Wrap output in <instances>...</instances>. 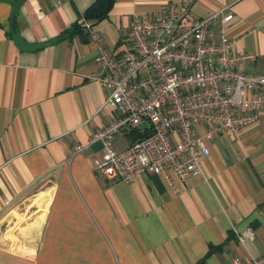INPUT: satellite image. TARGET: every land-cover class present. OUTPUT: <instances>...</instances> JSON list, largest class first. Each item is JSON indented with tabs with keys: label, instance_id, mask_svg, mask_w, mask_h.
I'll return each mask as SVG.
<instances>
[{
	"label": "crops",
	"instance_id": "crops-1",
	"mask_svg": "<svg viewBox=\"0 0 264 264\" xmlns=\"http://www.w3.org/2000/svg\"><path fill=\"white\" fill-rule=\"evenodd\" d=\"M94 0H0V264H230L264 255V114L237 132L206 138L210 154L186 180L100 173L91 132L115 110L98 71L95 41L66 33ZM168 0H115L96 22L108 48L127 36L135 11ZM228 5L233 53L264 73V0H194L191 16ZM15 14L16 26L12 20ZM124 131L112 146L131 143ZM84 148L77 151L75 146ZM255 229L245 244L237 231Z\"/></svg>",
	"mask_w": 264,
	"mask_h": 264
},
{
	"label": "built area",
	"instance_id": "built-area-1",
	"mask_svg": "<svg viewBox=\"0 0 264 264\" xmlns=\"http://www.w3.org/2000/svg\"><path fill=\"white\" fill-rule=\"evenodd\" d=\"M193 1L168 0L154 14L135 11L124 42L114 50L94 21L79 19L98 48L99 70L88 76L109 89L106 103L115 110L89 137L103 143L94 165L104 176L132 182L151 173L170 182L174 176L186 180L210 154L206 138L237 132L264 114V73L236 66L254 55L233 53L234 12L225 5L193 17ZM144 120L148 125L141 127ZM135 127L146 134L121 151L114 149L115 133ZM236 231L241 244L256 238L251 227ZM230 264H264V255L237 253Z\"/></svg>",
	"mask_w": 264,
	"mask_h": 264
},
{
	"label": "trees",
	"instance_id": "trees-1",
	"mask_svg": "<svg viewBox=\"0 0 264 264\" xmlns=\"http://www.w3.org/2000/svg\"><path fill=\"white\" fill-rule=\"evenodd\" d=\"M115 3V0H94L83 12V17L86 19L92 20L95 23L103 18H105L110 10L112 9L113 5ZM13 27L16 26V20H15V14L13 15L12 20ZM85 28L79 23V20L76 21L70 29L66 30V33H75V32H83ZM87 31V30H86ZM88 32V31H87ZM89 34V32H88ZM128 137L131 139V141H135L141 137H143L146 132L141 129V127H135L130 129V131L127 132ZM218 247L210 246L207 254L196 264L202 263L205 260V257L212 253L214 250H216Z\"/></svg>",
	"mask_w": 264,
	"mask_h": 264
},
{
	"label": "rangeland",
	"instance_id": "rangeland-1",
	"mask_svg": "<svg viewBox=\"0 0 264 264\" xmlns=\"http://www.w3.org/2000/svg\"><path fill=\"white\" fill-rule=\"evenodd\" d=\"M146 125H148V122L146 120L142 121L140 124L141 127H145Z\"/></svg>",
	"mask_w": 264,
	"mask_h": 264
}]
</instances>
